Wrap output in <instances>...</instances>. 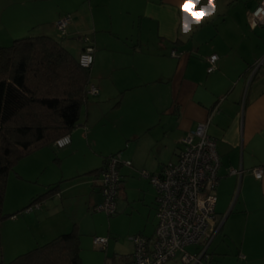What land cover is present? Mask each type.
Masks as SVG:
<instances>
[{
	"label": "crops",
	"instance_id": "obj_1",
	"mask_svg": "<svg viewBox=\"0 0 264 264\" xmlns=\"http://www.w3.org/2000/svg\"><path fill=\"white\" fill-rule=\"evenodd\" d=\"M258 2L197 0L194 7L199 15L193 17L189 15L193 5L185 0H0V47L22 33L20 37L35 30L38 35H46V29L58 33L55 23L66 17L68 33L86 29L95 47L101 42L105 53L98 54L91 46L89 72L95 81L90 80L89 87L97 90L94 96L104 104L103 115L108 110L120 112L124 99L132 103L135 124L115 133L135 142L130 159L149 175L174 162L180 141L208 121L206 132L220 159L215 215L223 220L220 231L237 247L239 264H264V175L256 179L252 173L264 171V25L252 28L247 23ZM99 32L104 34L101 38ZM212 55L217 56L215 69L207 73ZM104 62L109 65L105 77L99 73ZM103 79L111 82L105 86ZM91 110L93 119L97 113L101 116L99 102L86 109L82 124L79 120L76 131L69 134L70 150L89 140L97 147L93 134L97 125L88 122ZM95 149L103 155L102 147ZM106 157L81 172V176L93 175L89 184L100 198L97 176ZM228 168L240 169L241 176H228ZM134 172L138 171L119 168L121 194H125L124 175ZM60 191L59 186L57 194ZM48 236L46 231L43 237Z\"/></svg>",
	"mask_w": 264,
	"mask_h": 264
},
{
	"label": "rangeland",
	"instance_id": "obj_2",
	"mask_svg": "<svg viewBox=\"0 0 264 264\" xmlns=\"http://www.w3.org/2000/svg\"><path fill=\"white\" fill-rule=\"evenodd\" d=\"M67 28L65 36L60 35V32L58 34L52 30L47 31V29L44 33L62 43L73 57L78 55L82 46L92 48L94 51L91 47L92 44L94 45L93 35L89 31L85 29L80 33H76V31L68 33ZM38 32L35 30L33 34ZM98 35L101 38L104 34L99 32ZM20 36H23V33L18 35L19 38H23ZM104 48L101 42L95 47L98 54L105 53ZM108 72L109 65L104 62L99 67V73L105 77ZM90 76V80L94 82V75L90 73ZM110 82L103 79L102 84L106 86ZM98 102L101 107V116L97 113L98 118L93 119L94 115L91 110L88 120V122L92 121L94 125H97L96 128H93V134L97 135L95 139L97 147H94L90 140L88 144L81 143L76 151L70 150L69 145L62 148L43 147L21 159L9 172L2 212L7 216L10 214L15 216L12 219L10 217L4 219L0 224V261L8 263L20 254L35 248L36 244L43 245L58 234L70 231L73 221L77 224L76 228L80 238L81 264H120L117 262L120 257L124 259L123 257H129L132 253L131 238L137 235L153 236L156 225L155 193L148 179L141 176L142 171L148 170L138 167L130 159L135 142L128 139L123 140L115 133L122 128L128 131L135 124L136 116L132 103L126 102L124 99L120 112L108 110L107 114L103 115L104 104ZM98 102L96 96H87L86 102L80 109L79 124L83 122L86 109ZM84 133L82 130V138H84ZM114 137L119 141H115ZM99 147H102L103 155L99 154L98 149H95ZM110 155L120 156V161L123 163L131 162L130 167L120 165L119 168H122V171L138 172L130 175L122 173L125 176L124 182H126L124 185L125 194H121L119 191L116 212L107 215L103 211L96 210L102 197L100 198L92 189L93 175L85 177L81 176V172L100 165L102 158ZM139 162H142L141 157ZM75 176L80 177L75 178ZM87 178H90V181ZM83 179H86L88 183H85ZM51 183L59 184L60 193L43 199L40 208L38 204L30 210L23 211V207L29 205L33 198L44 194L46 192L44 188ZM216 189L213 191V195H216ZM219 204L220 199L216 207ZM223 219H225V215ZM219 221L222 228L223 220ZM56 228L58 233L51 235ZM220 230L207 251L212 258V263L239 264L236 245L231 239L225 238L224 232ZM46 231L49 236L44 239ZM94 238L106 240L104 250L93 244ZM15 246H18L19 249L17 250ZM201 249L200 245H190L184 250L189 254H195ZM180 256L178 254L174 259L164 264H183ZM127 264L132 263L128 260Z\"/></svg>",
	"mask_w": 264,
	"mask_h": 264
},
{
	"label": "trees",
	"instance_id": "obj_3",
	"mask_svg": "<svg viewBox=\"0 0 264 264\" xmlns=\"http://www.w3.org/2000/svg\"><path fill=\"white\" fill-rule=\"evenodd\" d=\"M89 71L62 43L44 34H28L0 47V224L12 217L2 212L9 172L24 157L54 146L76 128L88 96ZM58 188L48 187L23 211L57 194ZM79 239L74 225L70 232L0 264H81ZM131 256L117 262L132 263Z\"/></svg>",
	"mask_w": 264,
	"mask_h": 264
},
{
	"label": "built area",
	"instance_id": "obj_4",
	"mask_svg": "<svg viewBox=\"0 0 264 264\" xmlns=\"http://www.w3.org/2000/svg\"><path fill=\"white\" fill-rule=\"evenodd\" d=\"M69 17L60 19L55 28L65 36ZM250 27L264 25V0H259L256 8L247 16ZM176 56L175 53H172ZM216 55L208 58L207 73L215 69ZM262 63V62H261ZM78 64L88 69L93 64L92 48H84L78 55ZM97 90L90 86L87 95L94 96ZM208 121L199 123L181 141L176 160L168 163L153 175L142 171L141 176L148 179L155 193L156 225L152 237L140 235L131 238L133 264H164L180 254L183 264H209L208 248L218 234L221 223L215 215L216 198L213 191L218 186L220 159L213 139L207 135ZM69 135L59 138L54 147L68 146ZM131 166L130 161H120V156L110 157L104 169L99 173L98 187L102 197L96 206L97 211L107 215L116 212L117 197L120 191L119 166ZM228 176L240 177V169L228 168ZM256 179H261L264 171L253 172ZM93 244L106 247V240L94 238ZM190 245H200L202 249L189 254L184 249ZM244 259V257H240Z\"/></svg>",
	"mask_w": 264,
	"mask_h": 264
},
{
	"label": "snow or ice",
	"instance_id": "obj_5",
	"mask_svg": "<svg viewBox=\"0 0 264 264\" xmlns=\"http://www.w3.org/2000/svg\"><path fill=\"white\" fill-rule=\"evenodd\" d=\"M196 3H197V0H185V4H191V5H193L192 10L189 12V15H191L193 17L199 15V13L196 12L195 7H194ZM209 4H213V0H209ZM201 11H203V10H201ZM207 14H208L207 12H204V15H207ZM195 22L196 23H199L200 20L199 19H196ZM185 28L186 29L188 28V25L187 24L185 25Z\"/></svg>",
	"mask_w": 264,
	"mask_h": 264
}]
</instances>
